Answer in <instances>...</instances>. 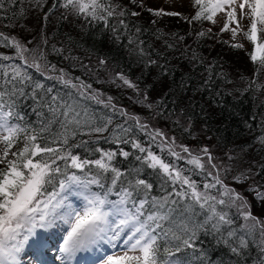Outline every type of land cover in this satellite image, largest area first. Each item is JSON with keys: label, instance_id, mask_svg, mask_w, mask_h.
<instances>
[{"label": "snow or ice", "instance_id": "6c2138e0", "mask_svg": "<svg viewBox=\"0 0 264 264\" xmlns=\"http://www.w3.org/2000/svg\"><path fill=\"white\" fill-rule=\"evenodd\" d=\"M7 2L15 4L17 0ZM36 3L39 4L40 0H36ZM193 5L197 8L191 18L193 21L205 19L213 23L216 14L227 8L228 22L221 31L229 30V22L236 20L238 7L242 17L250 21L245 36L254 46L249 54L251 62L258 65L254 75L264 70V42L258 41V32H264V0H193ZM61 7L85 19L103 20L105 25L107 17L116 14L114 7L104 0H63ZM0 10L7 11L6 0H0ZM132 15L138 13L133 12ZM154 15L177 16L179 13L160 9L155 10ZM236 23L239 27V21ZM236 34L233 29V38ZM199 35L203 36L204 33ZM0 42L11 45L16 50L15 59L21 61L19 65L0 64V143L4 145L0 149V165L4 166L0 168V264H21L20 254L29 240L38 236V229L45 232L59 229L64 232L59 249L61 264H75L78 253H102L105 245L113 249L123 245L126 250L123 255L97 256L96 264H191L187 255L181 253L194 247L192 241L196 232L190 228L189 221L191 214H200L196 213L197 208L206 213L198 227L203 228L210 223L221 237L226 232L228 239L223 242L237 257L246 254L244 250L249 248L251 241L261 253L255 264H264V220L253 215L251 205L241 192L224 183L220 165L213 163L214 157L207 147L193 154L188 147L181 146L183 153L188 154L184 157L174 150V140L168 146L169 153L177 160H186L191 166L189 171L203 175L208 181L201 188L190 176L183 174L185 170L133 143L140 153H146L136 156V160L154 172L158 169L157 174L166 177L165 183L172 188L162 196L151 195L153 184L147 179L140 178L139 174L130 176L112 164L117 153L96 148L94 151L100 152L98 159H82L71 149L85 147L88 142L69 145V137L74 139L81 129L87 128L88 134L104 133L112 122L111 117L98 122L95 112H90L89 106L82 101H93L115 112L112 97L103 99L102 94L89 91L90 84L74 82L63 70L57 75L49 74L55 72V66L41 63L45 58L44 53L33 50L29 55L30 50L14 37L0 32ZM232 47L241 48L242 45L234 44ZM55 51L61 52L60 49ZM0 59L9 60L12 57L3 56ZM100 63L103 64L104 60ZM26 69H33L45 80L54 81L66 91L61 94L55 90V84L46 86L34 79ZM117 78L124 85L135 87L123 74H118ZM28 87H31V92H26ZM19 97L32 100L33 111L41 118L39 130L29 132L28 126L22 127L12 122L25 119L16 110V98ZM119 114L127 115L123 110ZM132 118L142 129L147 127L139 124L138 118ZM53 125H58L62 131L49 143H38L40 133L49 131ZM122 130L129 131L127 128ZM155 136H162V133L156 132ZM20 139L25 141L24 146L13 152ZM260 143L264 144V137H260ZM10 155L13 158L10 159ZM120 155L127 158L130 154L124 151ZM228 159L232 160L233 157L229 156ZM92 166L97 169L95 173ZM260 167L264 169V165ZM73 169L75 171H70ZM224 170L227 171V167ZM257 175L260 173L253 172L249 167L234 179L240 182L251 178L253 183L248 185L246 191L253 192L256 200L264 201V191H261L264 184L255 180ZM261 179L264 180V176ZM73 197L80 201L79 207L73 203ZM233 208L236 209L235 216L231 214ZM238 218L243 223L233 227ZM172 225H176L181 232L191 234L182 238ZM161 238L179 243L162 248L159 243ZM235 264H239V261Z\"/></svg>", "mask_w": 264, "mask_h": 264}, {"label": "trees", "instance_id": "16d2710c", "mask_svg": "<svg viewBox=\"0 0 264 264\" xmlns=\"http://www.w3.org/2000/svg\"><path fill=\"white\" fill-rule=\"evenodd\" d=\"M104 2L111 4L116 13L107 17V25L103 20H92L91 17L85 19L69 10L64 11L61 7L63 0H51L47 6L42 0L39 4L36 0H17L15 4H9L6 0L7 11L0 10V17H4L0 19V32L11 38L10 33L13 34L16 26L18 30L22 28V22L30 10L44 6L43 18L47 16V19H43L46 23L47 36L42 34L41 39H45V43L41 46L44 60H51L55 56L53 65L62 68L64 72H70L73 81L79 78L86 84H96L93 79H85L87 72L84 65L86 58H95L104 60L115 72L123 74L135 85L136 92L133 94H127L126 89L122 91L104 86V96L112 97V104L117 109L115 112L93 101H82L89 106L90 112H95L98 122L100 119L107 121L109 117L112 122L104 133L88 134L89 130L83 128L74 139L70 136V146L81 141L88 142L85 147H72L73 154L80 155L82 159L95 160L100 157V152L94 151L96 148L115 152L117 155L112 161L114 166L130 176L139 174L140 178H145L153 184L151 195L162 196L165 191H172L170 185L165 183L166 177L162 174L158 175V169L154 172L146 165H142L141 161L136 160V156L146 153H140L133 147V143L160 154L165 160L166 151L160 150L149 126L142 129L132 117L139 118L141 125H146L140 122L141 117L147 116L163 123H166L167 119L171 121L178 119L189 124L191 129L185 131L177 126L174 129L178 127L180 129L176 132L191 136L192 128L199 127L218 150L249 155L252 171L260 173L255 180L264 184L261 179V176H264V169L260 167L264 165V144L260 143V137H264V87H258L264 85V76H262L264 70L254 75L258 65L251 62L249 58L251 51L246 54L247 72H239L236 78H232L233 67L229 57L236 58L241 50L232 47L234 44L229 43L222 34L212 31L207 20L193 21L191 18L194 14H189L184 20H171L170 17L166 20V16L161 19L157 17L153 23L154 20L149 14H139L129 2L128 4L125 2V5L114 0H104ZM63 11L64 13H61ZM133 12L138 15H132ZM201 32L204 33L203 36L199 35ZM55 49H60L61 52L57 53ZM240 55L243 56L242 53ZM3 56L12 59H0V64H21L20 60L15 59L16 50L6 42H0V57ZM77 63L78 65L74 66ZM26 70L32 73L34 79L40 80L46 86L55 84L54 81L45 80L33 69ZM234 71L236 72L235 68ZM55 90H59L61 94L66 91L59 84H55ZM26 92H31V87L26 88ZM143 97L152 98L150 104L153 105V109L141 106L144 100L140 99ZM16 99V110L24 115L25 119L12 122L19 123L22 127L28 126L29 132L32 129L39 130L41 118L33 111L32 100L27 97ZM120 110L125 113L131 110L133 115L127 113L126 116H122L119 114ZM123 128L129 131L124 132ZM60 131L62 130L58 125H53L49 131L40 133L37 142L41 145L49 143ZM16 143L17 149L19 146H24L23 141ZM124 151L130 154L127 158L120 155ZM35 159L38 160L40 157ZM178 163V167L185 170L183 174L190 176L201 188L203 183L208 182L203 175L189 171L191 166L186 160H178ZM96 171L97 169L92 166V172ZM261 191H264V188H261ZM252 207L254 213L256 211L263 213L264 201L254 198L251 206L253 210ZM195 211L200 214H191L192 219L189 221L190 228L196 232L192 241L194 247L185 249L181 255H187L192 264H235L237 260L239 264H255L257 257L261 255L256 244L250 241L249 248L244 250L246 254L235 256L223 242L228 239L226 232L221 237L220 233H216L211 228L210 223L203 228L198 227L206 213H202L199 208ZM231 214L237 215L235 208L231 210ZM242 223L243 220L238 218L233 227H238ZM172 228L182 238H187L191 234V232H181L176 225H172ZM159 243L163 248L179 241L171 239L165 241L161 238Z\"/></svg>", "mask_w": 264, "mask_h": 264}, {"label": "rangeland", "instance_id": "374dc122", "mask_svg": "<svg viewBox=\"0 0 264 264\" xmlns=\"http://www.w3.org/2000/svg\"><path fill=\"white\" fill-rule=\"evenodd\" d=\"M42 1H44L45 6H47L51 2V0H42ZM114 1L122 5H125V2L126 3L129 2L130 5H132L139 14L143 15V13H147L149 14V16L153 18L154 21L157 20V17H159V19L163 17V16L154 15L155 10L162 9L167 12L179 13V15L177 16H166V20H168L167 19L168 17H170L171 20L173 19H183L184 20L186 19V16H188L189 14H195V12L197 11V8L194 7L193 5V0H135V2H133V0H114ZM28 7L30 9V5ZM43 7L42 8L35 7L33 10H30V12L27 13L26 19L22 22V28L18 30V26H16V28L14 27L15 30L13 34L10 33L12 35L11 38L14 37L16 40L20 41L30 50L28 53L29 55L31 54L33 50L43 51L41 46L43 43H45L44 41L45 39L41 40L42 34L45 37L47 36L46 35V32H47L46 23H45V20H43L45 18H43L44 14H42V10L44 9ZM63 10L65 11V8H63ZM227 10L228 9L226 8L225 11H221L216 14V16L214 17L215 23L207 20V24L211 27L212 31L216 32L219 35L222 34L229 43L242 45V47L238 49L241 50V53L243 54V56L240 55L241 54L240 53L236 56V58H233V56L229 57L230 60L232 61V67H233V70H231L232 72L231 77L236 78L239 72L245 73L247 72L246 69L248 68V66H246V64H248V60H247L248 56L246 54L250 52V45L252 43L247 40L245 33L249 29L250 21L247 18L242 17L240 10L237 7L236 20L229 22V30L221 31L224 28L225 23L228 22V17L226 15ZM64 11L61 13H64ZM236 21H239V27H237ZM233 29H235L237 33L235 38H233V35H232ZM263 36H264V32H258V41ZM52 58L54 59L55 56ZM53 59L51 60L47 59L48 61L44 60L41 63H47L48 65L53 66V64L55 63V62H52ZM100 61L101 60H98L95 58L93 59L86 58V62L84 64L86 72H87L85 79H90V80L93 79L94 82L96 83V84L94 83L90 84L91 91H95L97 93L102 94V98L105 100L108 97V96L107 97L104 96V86L105 85L111 88H116V89L118 88L122 91L126 89L127 94L128 93L133 94L136 92L135 87L130 88L127 85H124L123 82L117 78V75L120 73L115 72L106 62L101 64ZM77 65L78 63L74 64V66H77ZM234 68L236 72L234 71ZM55 69L58 71L62 70V68H58V67H55ZM56 70L55 72H50L49 74L51 75L59 74ZM65 73H67L68 77L71 78L70 72L66 71ZM262 76H264V74ZM78 81H82L84 84H86L84 80H81L79 78L78 80L74 79V82H78ZM109 83L112 85H109ZM133 97H136V95H133ZM147 97H143L142 99H140V100H144L141 103V106H145V107H148L149 109L150 108L153 109V105L150 104V102L152 101L151 100L152 98L151 97L147 98ZM149 105H151V107H149ZM127 113H129L130 115H133V113H131V110L130 111L128 110ZM140 122H143V124L148 125L149 128L152 130L154 137L158 141L159 148H161L160 150L166 151V160L162 158L160 154H156L153 152L152 153L154 155L159 156L165 162L175 165L179 169L180 167H178V164H179L178 160L174 156H172L168 151V146L171 144L172 140L175 141L174 150L177 152H180L181 155L184 157H187L188 154L183 153L181 146L188 147L189 150L193 154L200 153L204 147H207L214 157L213 163H217L218 165H220V168H221L220 175L224 183L229 188H233L236 191L241 192L247 198V200L249 201V204L252 206V201H254L255 194L253 192L246 191V188L248 187L249 184L253 183V180L250 178L248 180L237 182V180L234 179V177L239 176L241 172H244L251 166L252 161L250 160L251 158L249 157V155H245L243 153L235 154V153L223 152V151L218 150L215 147V145L209 140V138L205 136V134L201 131L199 127L192 128L191 136L184 134L183 132H180V133L176 132V130L180 129L179 127H182L185 131H189L191 129V126L189 124H186L182 121H178V119L175 121H171L170 119H167L166 123H163L162 121L158 122L156 119H151V118H148L147 116V117H141ZM170 124H171V127H170ZM177 126L179 127L174 129V127H177ZM156 132L162 133V136H155ZM177 133L178 135H176ZM3 147H4L3 143H0V149H3ZM162 154H165V152H162ZM229 156H232L233 159L232 160L228 159ZM9 158H12L11 155ZM168 158H170L171 160ZM204 159H206V157H204ZM2 167L4 166L0 165V168ZM225 167H227L228 169L227 171L224 170ZM72 199L74 200V204L77 207H79L80 201L76 200V198L74 197ZM262 206H263V203H262ZM252 208H253L252 210L253 215L264 220L263 218L264 212L260 213L259 211H256V213H254V207ZM43 233H45V231L39 232V234H43ZM58 249H60V244H59ZM125 250H126V246H123V245L118 246L117 249H113L110 247V250L105 245L104 251L102 253H96V255L92 256V259L88 263L96 264V259H97V256L99 255H108V254H113V253H115L116 255H123V252ZM56 252L60 253V251L58 250H56ZM60 255L62 254L60 253ZM79 261H81V259L78 260V262Z\"/></svg>", "mask_w": 264, "mask_h": 264}]
</instances>
